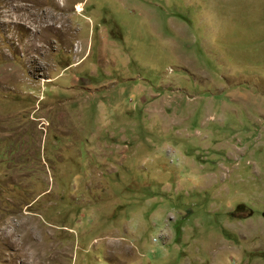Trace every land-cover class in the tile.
<instances>
[{"label": "rangeland", "instance_id": "1", "mask_svg": "<svg viewBox=\"0 0 264 264\" xmlns=\"http://www.w3.org/2000/svg\"><path fill=\"white\" fill-rule=\"evenodd\" d=\"M0 264H264V0H0Z\"/></svg>", "mask_w": 264, "mask_h": 264}]
</instances>
